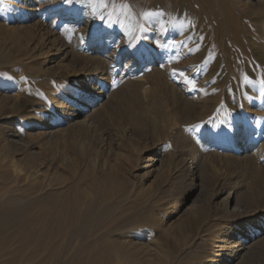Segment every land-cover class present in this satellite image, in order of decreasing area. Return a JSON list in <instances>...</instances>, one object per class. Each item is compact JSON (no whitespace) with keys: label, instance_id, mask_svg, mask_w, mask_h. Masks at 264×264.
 <instances>
[{"label":"bare ground","instance_id":"6f19581e","mask_svg":"<svg viewBox=\"0 0 264 264\" xmlns=\"http://www.w3.org/2000/svg\"><path fill=\"white\" fill-rule=\"evenodd\" d=\"M79 1L0 0V187L34 199L15 236L40 248L27 263L95 211L77 264H243L264 246V199L205 172L264 184V43L253 68L232 49L243 37L208 35L215 0L135 8L148 19ZM186 10L206 16L191 31Z\"/></svg>","mask_w":264,"mask_h":264},{"label":"rangeland","instance_id":"374dc122","mask_svg":"<svg viewBox=\"0 0 264 264\" xmlns=\"http://www.w3.org/2000/svg\"><path fill=\"white\" fill-rule=\"evenodd\" d=\"M38 1H41V0H38ZM42 1H44V0H42ZM46 1H48V0H46ZM74 1L77 2L78 0L77 1L74 0ZM89 1L91 2V0H81V2L79 1L78 3H83V2L87 3ZM92 1H94V2L97 1V3H101L104 5H107V4L113 5L116 8V9L114 8V13L116 11V13L119 15H126L128 17H133L135 15L143 16L142 14L145 12L144 10H142V11L136 10L135 9L136 7L143 6L146 4H153L156 7H158L159 5H166L169 7H171V6L173 7L175 5L173 3H175L177 0H174V1L173 0H92ZM250 3H251V6H253L254 8L247 10L246 9L247 7L246 8L242 7V3H241V5L240 4L237 5V0H222V1L221 0H215V1H211L210 4H211L212 8L219 6L220 9L216 13H214V15H212V17H213L212 22H211L212 25L210 24L207 32H208V35H210L211 37H213V35L216 32H219V33L221 32L223 35L224 41L226 40V44L228 46H231L233 44V41L236 40L237 37H243V40L239 42V45L235 46V48H232V49H236L235 50V56H239L238 58H240V59H242V57L244 59L246 57V55H248L250 60L253 59L252 60V64L254 65L253 68H256L257 66H259V62H258V60H256L257 58L260 59L258 57V55L256 54V53H259V50H255V49L252 50L251 44L254 45V42H256V43L260 42L262 44L264 43V13H263L264 12V0H254V2H250ZM125 4L128 5V13H130V15L126 14L124 11L123 6ZM190 6L191 7H189V9L190 8L192 9L194 7L193 5H190ZM258 9H260L262 12ZM190 11L191 10H186L184 12L178 13V15H181L180 18L183 19L182 24L185 26L186 30L193 29L195 27L194 22H197L198 20H200L201 16L206 17V16L201 14V15H196L194 18L193 17L189 18L188 16L190 14ZM161 12H162L161 15L164 16L165 10H163ZM151 13L155 15L157 13V11H153ZM133 14H135V15H133ZM232 20H235V23H233ZM218 22H223V27L221 29H218L219 28L217 25ZM100 25H102V22ZM240 25H244V27H241ZM237 27H239V28H237ZM134 29H136V28L134 27ZM202 30H205V26H204V28H202ZM204 35H206V34H204ZM233 35H234V37H233ZM150 36L152 37L151 40H153L154 36H152V35H150ZM137 37H138V35H137ZM151 37H149V35H148L149 39ZM246 37H248V38H246ZM156 39H159V38H156ZM249 41H251V42H249ZM163 44H164V47L166 48V46H165L166 43H163ZM157 47H159V46H157ZM164 47H163V49H165ZM225 47L226 46H224V48ZM155 49H156L155 45L149 44L148 49H147V53H149L153 50L155 51ZM236 70H241V68L240 69L237 68ZM252 72H253V69H250L249 73H252ZM220 75H221V78H223L227 74L225 75L224 73L220 72ZM230 79L231 80H228V82L232 81L231 77H230ZM247 80H248V82H251L250 78H247ZM245 89L246 88H243L242 90H245ZM256 119H258V118H256ZM257 128L259 129V125H257L256 127L254 126L253 130H256ZM174 148L182 150L181 147H179V145H176V144L174 145ZM261 161H262V163H264V155H263ZM211 163H213V161H211ZM211 163L210 164L208 163L206 166V169H207V171L205 172L206 173L205 179L207 178L205 180L206 186L208 184L213 185L214 183H216V184L219 183V184H222L224 186L225 185L229 186V182L231 181L232 178L235 177L238 179V181H241V180L244 181L243 186L246 190H247V186L251 187L250 188L251 190L250 189L247 190L249 192V194H247L248 195L247 198H251L253 196L254 197L258 196V198H257L258 200L259 199L262 200V198L264 199V196H263L264 195V184L263 183H260L259 181H253V178L250 177L251 175H248L247 173H242V177H243L242 178L240 172L233 170L229 166H226V165L220 166L217 162L214 163L215 164V166H214ZM214 169H217L218 172H215ZM220 176H222V177H220ZM4 184L8 185L9 181H5ZM254 184H256V185H254ZM253 188L254 189L257 188V190H254ZM8 189L9 190H3L0 187V203H7V202H11V201H13V202L15 201L16 203H15V205L9 206L8 208L0 209V264H35L36 262H39V261L42 262L44 258H41V256L44 257L45 256L44 254H46V255L50 254L51 251L53 250V244H54L55 248L57 247L55 252H54L55 254L53 255V257L50 261H48L44 264H77L74 261L77 260L79 253H80V249H81V244L79 242V238L81 236H84L85 234H87V232L93 228L94 223H92V222L93 221L96 222V220L99 216V213L95 214V211H94V213H90L89 215H87V214H85V216L83 215L81 218L82 220L78 221L75 225H73V227L70 229V231H68L67 236H65L60 243L58 242L59 243L58 246L55 245L56 242H51L49 244L51 246H49V245H45V247L42 246L41 250L44 249L43 250L44 252H42V254L40 255L41 259L38 260V258H37L35 260L36 262L32 261L31 263L30 262L27 263V261L30 258L36 257L34 255V253L36 251H38L40 248L35 246V244H28L23 239L18 240L17 238H15V236H17V234H18L19 237L22 238L21 235H24L27 233L25 231H20V224H21V221L23 220V218H22L23 215L21 214L22 213L21 208L26 204L32 203L34 201V199H33V197H30L28 195V192L13 191L12 189H15V188H8ZM252 190H254V191H252ZM250 191H252V192L250 193ZM92 214H94V215H92ZM97 214H98V216H97ZM20 215H22V217ZM96 216H97V218H96ZM93 217L96 218V220H94ZM44 233H39L37 236H35V240H37V241L40 240L41 236H43ZM17 247H19V253L15 255L14 252H15ZM252 253H253L252 255L250 254L244 260L245 264H264V246L259 247L258 249L254 250ZM10 260H12V261L10 262ZM76 262H78V260Z\"/></svg>","mask_w":264,"mask_h":264},{"label":"snow or ice","instance_id":"6c2138e0","mask_svg":"<svg viewBox=\"0 0 264 264\" xmlns=\"http://www.w3.org/2000/svg\"><path fill=\"white\" fill-rule=\"evenodd\" d=\"M65 2H66V3H71V0H65ZM123 7H124V11H125V13L130 15V13H128V5L125 4ZM142 15H143V18H144V19H148V18H149L150 16H152L153 14L150 13V12H144ZM261 94L264 95V82H262V93H261Z\"/></svg>","mask_w":264,"mask_h":264}]
</instances>
